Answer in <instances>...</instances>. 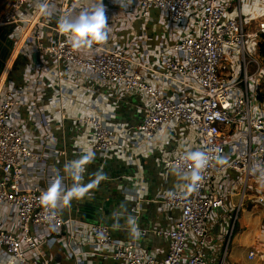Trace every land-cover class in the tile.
I'll return each instance as SVG.
<instances>
[{"label": "built area", "instance_id": "1", "mask_svg": "<svg viewBox=\"0 0 264 264\" xmlns=\"http://www.w3.org/2000/svg\"><path fill=\"white\" fill-rule=\"evenodd\" d=\"M126 1L137 3L144 17L154 10L165 13L182 30L187 20L197 15L194 33L176 42L173 56L163 55L158 61V67L166 71L164 79L178 87L175 96L149 83L145 72L159 77L158 70L139 62L124 49L100 47L93 58L86 59L72 47L69 35L58 30L57 38L44 45L37 28H47L54 14L60 20L84 11L72 0H11L0 16V30L7 29L15 44V35L28 30L30 39L36 41L37 52L52 56L58 69L67 64L89 78L143 93L148 102L136 129V150L155 144L162 132L177 122L197 133L195 151L179 152L163 161L166 170L185 174L191 181L190 192H171L160 198L165 206L180 211L172 227L155 232L170 242L167 256L158 259L135 243L115 240L107 226L93 225V243L104 248L102 256L125 264H225V258L217 263L206 253L212 241L209 225L214 214L228 209L234 195L231 190L222 195L210 193L215 174L221 169L237 172L243 181L242 201L247 198L264 205V192L249 186L251 181L264 182V101L258 98L259 84L251 83L264 75V64L254 60L257 69L250 75L247 62L257 54L256 48L260 55L264 18L246 20L240 12L241 0ZM41 5H47V9L42 10ZM228 64H232L230 68ZM58 77L62 78L63 73L58 71ZM2 94L0 168L4 179L0 184V205L13 209L21 233L16 235L8 229L10 219L0 218V264H29L26 249L37 250L42 242L52 243L53 234L58 235L65 225L57 203L62 195L20 186L26 165L40 158L12 125V112L19 102L11 90ZM78 122L93 128L92 147L101 153L120 150L128 139L124 128H114L99 117L86 116ZM194 155L199 160H194ZM220 162L225 164L222 168ZM247 257L250 261L264 259V250L252 248Z\"/></svg>", "mask_w": 264, "mask_h": 264}, {"label": "crops", "instance_id": "2", "mask_svg": "<svg viewBox=\"0 0 264 264\" xmlns=\"http://www.w3.org/2000/svg\"><path fill=\"white\" fill-rule=\"evenodd\" d=\"M72 2L88 12L94 11L101 3L106 18V39L99 43L83 44L80 48H76L80 56L91 59L100 47L124 49L139 62L158 70L159 77L145 72L149 83L165 90L170 96L178 94V87L162 76L166 71L158 67V61L163 55L173 56V47L176 42L194 33L198 24L196 14L187 20L182 30L165 13L154 10L149 17H144L137 3L126 0H72ZM240 9L246 20L258 21L264 18V0H241ZM236 13L238 14V6H236ZM155 18H157L156 25ZM58 21L59 17L54 14L47 28H37L36 32L39 31L38 34L40 33L41 42L44 41V45H49L57 38ZM139 22L142 25L140 28H135V24ZM150 25L151 28H149ZM162 27H164L163 35L160 34ZM148 29L154 33V41L150 38ZM15 38L14 52L6 63V71L0 78V103L3 101L2 92L11 90L14 100L19 102L12 112V125L27 139L32 153L40 158V160L33 159L26 165L19 184L22 188L36 187L45 193L54 191L61 193L62 197L57 203L65 222L59 234H53L55 240L52 243L42 242L37 250L26 249L28 263L125 264L122 261L102 256L105 252L104 248H97L93 243L90 232L93 225H105L110 229L115 240L124 244L135 243L145 253L148 252L147 254L158 259L165 258L169 252L170 242L160 238L155 232L172 227L179 218L180 211L165 206L160 202V198L171 192H190L191 181L185 174L175 170H166L163 161L179 152L195 151L198 146L197 133L186 124L177 122L166 128L155 144L139 151L136 150L133 142L139 138L136 129L141 123L131 129H128L127 125L120 124L115 104L122 101L124 96H138L142 106H136L137 112L145 114L148 99L143 93L129 92L112 84L89 78L78 68L67 64H62L58 69L52 56L37 52L36 41L30 39L28 30L23 29L15 35ZM19 61L24 64H19ZM58 71L63 73L62 78L58 77ZM86 116L99 117L105 120L106 124L117 129L124 128L128 132V139L122 142L120 150L115 151V156L128 166H136L138 172L133 177L126 178L129 184L117 186V194H119L117 199H123V208L119 207V210L115 206L111 209L105 207L107 203H113L116 196L104 188L92 189L91 185L90 190L82 193L79 189L75 197L72 195L68 151L72 148V153L76 155H87V161L93 157L94 153H101L92 147L93 128L78 122V119ZM68 120L74 125L71 132L75 133L70 142H68L65 128ZM180 125L186 127L185 131L188 132V136L186 138L182 136L180 139L182 141H177V150L168 153L165 144L170 146L171 139L176 140L174 130ZM54 131L61 132V140L55 136ZM61 146L62 150H60ZM110 154L101 153L104 157ZM155 154L157 158L155 164L159 165L160 175L163 177L159 186L157 180L147 182L150 174L146 175L142 165L143 161L140 159L145 160L150 166L149 163L153 162L152 156ZM61 155L63 156L64 176L62 175L63 169L60 167ZM160 156L163 157L162 161L158 159ZM224 165L219 163L220 168ZM229 172L235 171L221 169L215 174L212 182L210 193L222 195L231 190L234 195L232 200H229L228 209L219 210L214 214V220L209 225L212 241L206 248V253L217 263L225 258V264H255L247 257L248 252L256 247L254 246L255 241H252L253 237H256V233L254 234L256 231L248 227L249 220L250 223L252 222L249 211L260 204L247 198L242 201V196L238 192L243 187L242 178L237 172L235 173L238 177L231 178ZM171 173L176 174L175 180L170 181ZM3 179L4 174L0 168V184ZM119 179H121L120 176L116 180L107 177L105 181L116 183ZM81 181H84L83 174L77 176V182ZM260 184V181H255L254 186L258 188ZM165 186H170V188L166 190ZM151 194L153 197L146 199ZM83 195L92 197L93 200L79 201ZM124 198L138 202V207L134 209L137 216L130 220L124 219L129 218L126 214L129 210L125 209ZM143 201L146 207L140 204ZM246 203L247 207L244 205ZM240 204L242 208L239 207ZM155 206L158 208L154 210ZM12 210L8 205H0V218L10 219L8 229L18 235L21 232L17 218L12 215ZM106 210L112 216L108 217ZM142 212L146 213L144 220L140 218ZM229 217L232 218L231 224L228 225L230 230L226 232L222 227L221 235L216 236L212 231L217 228L220 219L228 223ZM151 221H153V228L149 227L152 224ZM142 242H145L147 252L141 248Z\"/></svg>", "mask_w": 264, "mask_h": 264}, {"label": "rangeland", "instance_id": "3", "mask_svg": "<svg viewBox=\"0 0 264 264\" xmlns=\"http://www.w3.org/2000/svg\"><path fill=\"white\" fill-rule=\"evenodd\" d=\"M10 1L11 0H0V16ZM154 23H155V25L157 24V18H155ZM154 23H153V25H154ZM140 25H142L140 22L136 23L135 28H140ZM149 28H151V25L149 26ZM163 30H164V27L160 28V34H162V35L164 34ZM148 32L151 36L150 38L153 39V41H154V33L151 32V29H148ZM0 33L3 37H7V30H2ZM43 43H44V41H43ZM256 52H257V54H255V56L247 59V62H249V68L248 69H249L250 75H252L257 69L256 65L253 63L254 60H257L260 63L264 64V61L260 57L257 48H256ZM19 64H24V62L19 61ZM231 65L232 64H228V67L230 68ZM251 83L257 84V85L259 84V87H258L259 88V94L261 93L264 96V75L262 77H259L258 81L253 80ZM135 100H136V103H135ZM115 106L117 108V114H118L117 116H118L119 123L127 125L128 129H131V127L139 125L141 123V120L143 119V117L145 115L143 112L142 113L137 112L136 106H142L140 97H138V96H124L122 101L116 102ZM71 125H72V123L69 120L65 124L66 134L68 136V142H70L71 138L73 136H75V133L71 132V129L74 128V125H72V126ZM185 129H186V127L184 125H180V127H177L174 130L175 131L174 136L176 137V140L171 139V141L169 143L170 146H167L165 144V149L168 153H173V152H175V150H177V147H178L177 141H182V140H180L182 136L184 138H186L188 136V132L185 131ZM54 134L57 138H59V140L62 139L60 131H54ZM71 145H72V143H71ZM71 149L68 151V158H69L68 169H69L70 187H71V189L73 188L72 195L75 197V194L79 191V189L82 193H84L86 190H90L91 185H92V189L93 188L94 189L104 188L110 194H113L114 196H116V199L113 201V203H107V205L105 207L106 208L110 207V209H111L112 206H115L118 210H119V207L123 208V206H122L123 205V202H122L123 199L122 198H120V200L117 199V196L119 195V194H117V192H118L117 186L120 187V185L129 184L126 178L128 176L133 177L138 172V168L136 166H128L125 163H123L120 159H118L115 156L116 155L115 151L111 152L110 155H107L108 157H104L103 155H101V153L96 152V153H94L93 157L89 161H87V159H88L87 155H76V154L72 153ZM60 150H62V146H61ZM140 159H141V161H143L142 165L144 166V170H145L146 175L150 174V177L147 180V182L151 183L152 180H157V185L158 186L161 185V181L163 180V177L160 175L161 171L158 167L159 165L156 166V164H155L156 159H157L156 154L152 156L153 162L149 163L150 166H148V163H146L145 160H143L142 158H140ZM158 159L160 161H162L163 157L160 156V157H158ZM61 161L62 162H61L60 167L63 169L62 175L64 176L65 170H64L63 156L62 155H61ZM145 163H146V165H144ZM80 174H83L84 181L83 182L81 181L78 183L77 182V176H79ZM118 176H120V178H121V179H119V182L110 183V182L105 181L107 177H112V178H115V180H116L118 178ZM229 176L231 178H237L238 174L235 172H229ZM101 177H103L104 179H100ZM176 178H177V176L174 173H171L169 176L170 181L175 180ZM254 185H255V181H251L249 184L250 187H253ZM164 188L167 190L168 188H170V186H165ZM258 188L260 189V191L264 192V182H261V184L259 185ZM238 192H239V194H241L242 190L241 191L239 190ZM152 197H153V195L151 194L146 199H150ZM85 200H93V199H92V197H89L86 195H83L82 197L79 198V201H81V202L85 201ZM124 202L126 203L125 209L129 210V212L126 213V214H128L129 218L128 219L124 218V219L130 220L131 218L137 216V214H135L134 209L136 207H138V202L129 201V200H126V198H124ZM140 204H142L143 207H146V204L144 201L141 202ZM244 205H245V207H247V203ZM126 206H127V208H126ZM156 208H158V207L155 206L154 210ZM74 209L76 210V206ZM120 211H122V209ZM249 212H250V219L252 222L250 223V220H249L248 227H250V230L253 231L255 229V231H256V232H254V234L256 233V237H253L252 241L253 240L255 241L254 246L259 248L260 250H264V205H259L257 208H251ZM106 213H107V216L110 217L111 213L108 212V210H106ZM145 215H146V213L142 212L140 214V218L142 220H144ZM244 215L245 214L243 212L242 216L244 217ZM231 221H232L231 217H229L228 223L226 221H224V219H220V221L218 222L217 228H214V230L212 232L216 236H219V235H221V228L222 227L226 232L229 231L230 228L228 225L231 224ZM151 223L152 224L149 227L153 228L154 227L153 221H151ZM108 224L110 225V223H108ZM192 247H193V245L190 244V248H192ZM141 248L143 250H146V252H147L148 248L145 245V242L141 243ZM254 263L255 264H264V259H259L257 261H254Z\"/></svg>", "mask_w": 264, "mask_h": 264}, {"label": "clouds", "instance_id": "4", "mask_svg": "<svg viewBox=\"0 0 264 264\" xmlns=\"http://www.w3.org/2000/svg\"><path fill=\"white\" fill-rule=\"evenodd\" d=\"M42 10L47 5H41ZM103 6L100 3L94 11H82L75 17H63L57 23L58 31L69 35V41L73 48H80L83 44L102 42L106 39V25ZM199 160L198 155L192 157ZM195 179V176H193Z\"/></svg>", "mask_w": 264, "mask_h": 264}, {"label": "water", "instance_id": "5", "mask_svg": "<svg viewBox=\"0 0 264 264\" xmlns=\"http://www.w3.org/2000/svg\"><path fill=\"white\" fill-rule=\"evenodd\" d=\"M3 30H7V29H3ZM2 30H0L1 32ZM10 35V32L7 30V37H3L0 33V49L4 46L7 45L8 43L9 48L7 51V54L5 55L4 59L2 60V62H0V76L3 74L5 68H6V63L11 55V53L13 52L14 48H15V42H13L8 36Z\"/></svg>", "mask_w": 264, "mask_h": 264}, {"label": "trees", "instance_id": "6", "mask_svg": "<svg viewBox=\"0 0 264 264\" xmlns=\"http://www.w3.org/2000/svg\"><path fill=\"white\" fill-rule=\"evenodd\" d=\"M259 52L262 60L264 61V37L262 38V41L259 44ZM259 100L264 101V96L260 93L259 94Z\"/></svg>", "mask_w": 264, "mask_h": 264}, {"label": "flooded vegetation", "instance_id": "7", "mask_svg": "<svg viewBox=\"0 0 264 264\" xmlns=\"http://www.w3.org/2000/svg\"><path fill=\"white\" fill-rule=\"evenodd\" d=\"M9 43L7 45H4L1 49H0V62H2V60L4 59L5 55L7 54L8 48H9Z\"/></svg>", "mask_w": 264, "mask_h": 264}, {"label": "snow or ice", "instance_id": "8", "mask_svg": "<svg viewBox=\"0 0 264 264\" xmlns=\"http://www.w3.org/2000/svg\"><path fill=\"white\" fill-rule=\"evenodd\" d=\"M54 191V190H53ZM45 199H48V197H45Z\"/></svg>", "mask_w": 264, "mask_h": 264}]
</instances>
